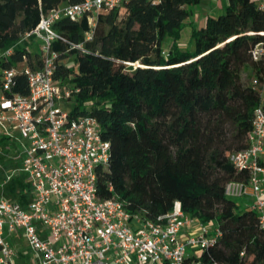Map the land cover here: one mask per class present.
<instances>
[{
  "label": "trees",
  "instance_id": "16d2710c",
  "mask_svg": "<svg viewBox=\"0 0 264 264\" xmlns=\"http://www.w3.org/2000/svg\"><path fill=\"white\" fill-rule=\"evenodd\" d=\"M79 1L0 0V49L12 48L0 57V94L3 70L42 67L43 41L33 33L41 11ZM200 1L128 0L98 14L91 39L86 17L60 18L54 29L66 40L52 42L59 53L54 77L73 90L71 116L96 117L111 143L109 165L98 169L102 198L114 196L152 220L179 200L187 214L222 230L219 241L201 251V264H264L257 212L240 210L225 195L226 183L241 177L229 152L248 145L262 101V87L244 84L242 72L264 83V58L251 55L257 43L264 45V11L255 0H228L224 13L193 27V48L185 49L181 31ZM28 92V77L18 73L8 94ZM7 138L0 135V147ZM0 180L2 194L27 208L28 176L21 171Z\"/></svg>",
  "mask_w": 264,
  "mask_h": 264
},
{
  "label": "built area",
  "instance_id": "2783aa9c",
  "mask_svg": "<svg viewBox=\"0 0 264 264\" xmlns=\"http://www.w3.org/2000/svg\"><path fill=\"white\" fill-rule=\"evenodd\" d=\"M128 0H81L54 11H41L33 33L43 41L42 67L8 68L1 75L0 134L20 144L21 171L32 185L27 208L18 200L0 197V264H13L15 249L7 238L23 230L33 251L40 254L36 264H201L191 250H206L222 237V230L187 214L181 201L156 220L129 212L116 197L98 194V169L109 165L111 143L103 138L99 120L91 115L71 116L59 103L67 101L73 90L55 79L59 53L52 42L63 38L54 29L62 17H86L91 39L101 11L121 6ZM158 2L160 0H152ZM264 11V0H255ZM72 47L87 51L82 44ZM12 48L2 52L8 56ZM256 61L264 58V45L251 50ZM25 73L28 94L12 93L15 77ZM254 83H258L254 79ZM248 145L229 152L228 159L241 173L225 185L229 198L248 196V206L258 214L264 228V100L255 108ZM12 174L6 176L10 180ZM38 222L41 224L38 225ZM184 228L194 229L185 238ZM48 234L41 236V231ZM210 264H228L213 261Z\"/></svg>",
  "mask_w": 264,
  "mask_h": 264
},
{
  "label": "rangeland",
  "instance_id": "374dc122",
  "mask_svg": "<svg viewBox=\"0 0 264 264\" xmlns=\"http://www.w3.org/2000/svg\"><path fill=\"white\" fill-rule=\"evenodd\" d=\"M215 1L216 0H201L198 4H196L193 7V11L191 12L189 18L185 20V26L181 31V38L178 41V43L181 47H183L185 49H192L193 48V44L190 41L191 32L193 30V27H201L199 25H201L202 20L205 16L210 15L213 17H217L218 15L225 12L226 3H225V6L224 5L222 6V8H220V7L217 8V6L214 4ZM223 1L226 2V0H223ZM213 8H215V10H213ZM125 12H126L125 9L123 7H120V15H124ZM0 50L2 51V49H0ZM2 52L0 53V55L2 54ZM63 62L70 63V62H72V58H69V59L65 58L63 60ZM135 65L137 66L138 64L136 63ZM1 71H2V68L0 66V73H1ZM254 79L255 78L248 75V73L246 71L242 72V82L244 84H246V85L255 84ZM256 85H260L262 87V96H263V100H264V83L259 84V82H258V83H256ZM59 106L62 109H64L65 111L70 112L73 109L74 102L71 100H67L65 102L59 103ZM14 150L15 149H13L12 151L8 150L9 153L7 154V151L4 148L0 147V173L1 172L5 173L7 170L11 171L13 169L12 167L7 169L10 165V162H11L10 157H15L14 155L20 154L19 151L15 152ZM17 162H19V161H17ZM17 172H21L20 168ZM162 179L163 178H161V181H162ZM181 181L182 182H179V185L184 187V185L186 184L187 181L185 182L184 179H182ZM231 199L234 200L238 204L240 210L247 208L254 201L253 197H248V196L232 197ZM201 251H202L201 249L197 250L199 255H200ZM22 252H24L26 255H29V256L34 255V252L27 245L24 246V248L22 249ZM134 264H136V263H134ZM138 264H145V263L138 261Z\"/></svg>",
  "mask_w": 264,
  "mask_h": 264
},
{
  "label": "crops",
  "instance_id": "0c3cea01",
  "mask_svg": "<svg viewBox=\"0 0 264 264\" xmlns=\"http://www.w3.org/2000/svg\"><path fill=\"white\" fill-rule=\"evenodd\" d=\"M227 2H228V0H226V2H224L223 0H216L214 2V4L217 6V8H219V7L222 8L223 5L225 6V3L227 6ZM213 10H215V8H213ZM207 16H209V15H207ZM207 16H205L203 18L202 23L199 26H202L204 24ZM1 52L2 51L0 50V53ZM0 135H2V134H0ZM3 136H5V135H3ZM2 148H4L7 151V154L9 153L8 150L12 151L13 149H15L14 150L15 152L19 151V153H20V144L13 139L7 138L6 142H5V147H2ZM14 156L15 157H10L11 162H10L9 167L7 168V169H9L10 167H12L13 169L11 171L7 170L5 173L1 172L2 174L0 173V178H1V175L7 176L9 174H12V176H13L14 174L17 173L19 168L21 170L22 156L20 154L14 155ZM17 161H19V162H17ZM6 181H7V179H6ZM2 186H3V181L0 180V197H4V198L9 199L8 197H6L2 194V188H3ZM31 188H32V185H31ZM31 193H32V189H31ZM38 225L41 226V224L39 222H38ZM193 232H194V229L192 230L190 228H184L180 232V237L185 238L187 235H189ZM40 234L43 238L48 237L47 232H45L43 230L41 231ZM7 238L9 239V241L11 242L12 246L15 249V256H14V263L13 264H36L38 262V260L40 258V254L32 250V248L30 247V245L27 242V239H26V236H25L23 230H18L13 234H7ZM25 245H27L34 252V255L29 256V255H26L24 252H22V249L24 248ZM191 254L199 255V253L196 250H191ZM134 263L138 264V260H136L134 257H132L131 258V264H134ZM145 264H155V263L150 262V263H145ZM156 264H163V263L157 262Z\"/></svg>",
  "mask_w": 264,
  "mask_h": 264
}]
</instances>
